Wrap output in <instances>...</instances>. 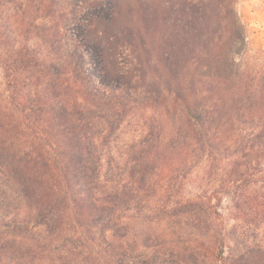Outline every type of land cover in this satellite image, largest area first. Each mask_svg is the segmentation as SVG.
I'll return each mask as SVG.
<instances>
[{
	"label": "trees",
	"instance_id": "trees-1",
	"mask_svg": "<svg viewBox=\"0 0 264 264\" xmlns=\"http://www.w3.org/2000/svg\"><path fill=\"white\" fill-rule=\"evenodd\" d=\"M236 1L152 0L166 43L153 84L150 56L118 49L130 32L115 0H69L51 57L13 38L30 69L0 94V264H264L245 226L264 221L246 188L264 185V49L249 47ZM127 45L137 62L117 59ZM205 162L206 190L184 198ZM217 183L237 188L229 230L222 190L207 194Z\"/></svg>",
	"mask_w": 264,
	"mask_h": 264
},
{
	"label": "rangeland",
	"instance_id": "rangeland-1",
	"mask_svg": "<svg viewBox=\"0 0 264 264\" xmlns=\"http://www.w3.org/2000/svg\"><path fill=\"white\" fill-rule=\"evenodd\" d=\"M68 2L69 0H0V94L4 92V95H6L14 91V85L16 83L21 84L20 81H22L21 79L25 74L24 70L30 69L24 67L25 64H22L23 67H19L17 49L11 47L15 44L13 38L20 39L19 37L23 33L24 36L28 37L26 46L33 49L39 59L44 58L46 55L51 57L47 48L50 40L48 34L52 33L54 29L62 30L64 26L63 19L71 16ZM115 2L119 7V21L124 23L125 31L130 32H127V36H120L118 49L126 46L120 47L122 44L131 42V45L138 46L145 56H141L142 60L150 56L152 61L151 71L145 76V79L149 84L156 83L159 76L164 73L159 52L163 46H166V43L164 42L163 46L160 44L163 37L162 32L159 34L152 32L153 26L151 27V23L156 22L153 21L154 17L151 16V7L148 9L152 4V0H115ZM236 10L245 23L249 47L252 50L264 49V0H237ZM161 26L166 31V27L162 22ZM8 31L9 33H7ZM135 55L130 54V47L127 45L126 56L122 55L117 59L121 60L126 57L127 60H133L135 63L137 62ZM5 60L7 68L4 65ZM137 74L142 73L139 71ZM43 78V80L47 79L46 77ZM209 167V162L202 163L188 175L181 196L194 198L197 194L206 190L205 179L208 176ZM246 188L251 193L249 197L255 198L254 201L258 206L264 205V185L261 180L248 185ZM216 189L222 190L219 193L221 196L213 193ZM235 191H237L235 187L228 191L217 183L207 193L208 195L214 194L213 202L218 204L219 217L223 221L222 225L224 224L227 230L233 228L236 224H240L237 218L239 212L235 209V200L233 199ZM245 210L243 209V211ZM256 224L252 222L245 225L251 229L255 228L254 231L249 232L251 237H247V241L264 246V221ZM142 231V220H131L128 236L137 238V247L140 245Z\"/></svg>",
	"mask_w": 264,
	"mask_h": 264
},
{
	"label": "water",
	"instance_id": "water-1",
	"mask_svg": "<svg viewBox=\"0 0 264 264\" xmlns=\"http://www.w3.org/2000/svg\"><path fill=\"white\" fill-rule=\"evenodd\" d=\"M238 56H239V52L234 51V52H233V57H234V58H237Z\"/></svg>",
	"mask_w": 264,
	"mask_h": 264
}]
</instances>
